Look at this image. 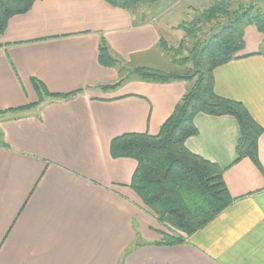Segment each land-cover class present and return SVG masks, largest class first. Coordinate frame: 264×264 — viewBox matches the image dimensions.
Returning a JSON list of instances; mask_svg holds the SVG:
<instances>
[{
    "label": "crops",
    "instance_id": "0c3cea01",
    "mask_svg": "<svg viewBox=\"0 0 264 264\" xmlns=\"http://www.w3.org/2000/svg\"><path fill=\"white\" fill-rule=\"evenodd\" d=\"M166 1L133 13L103 0H39L7 23L0 35V264H264V131L261 173L248 159L235 161V119L194 117L197 135L185 148L223 169L233 202L171 247L154 246L162 227L129 188L136 163L109 155L111 140L123 134L156 135L191 87L129 76L101 89L127 70L172 67L159 47L180 39L169 32L178 21L168 7L157 8ZM171 1L177 14L191 8L192 0ZM102 40L114 67L99 63ZM243 40L238 58L213 71V90L241 103L264 130V34L248 26ZM32 79L48 94L72 96H44L36 105Z\"/></svg>",
    "mask_w": 264,
    "mask_h": 264
},
{
    "label": "trees",
    "instance_id": "16d2710c",
    "mask_svg": "<svg viewBox=\"0 0 264 264\" xmlns=\"http://www.w3.org/2000/svg\"><path fill=\"white\" fill-rule=\"evenodd\" d=\"M36 1L39 0H0V35L4 33L11 18L27 13ZM103 1L114 8L132 12L140 6L152 5L160 0ZM260 3L261 6L236 4L235 7L230 0H221L198 14L190 24L194 36L198 34L196 28L200 25H210L220 20L225 23L206 42H202L199 47L195 45L182 61L170 58L172 63L180 61L182 64H190L187 74L136 68L127 70L124 78L116 84L101 88L115 89L129 76L151 83H191L190 89L156 135L123 134L112 139L109 145L111 159H130L136 163L129 188L156 222L174 234H162L163 239L156 242L155 246L171 247L184 243L187 237L205 227L233 202L223 181V169L185 148V141L197 135L193 125L196 115L229 116L235 119L239 128L235 161L248 159L263 173L258 161L257 143L264 130L241 103L218 97L213 90L215 68L237 59V55L243 50L244 29L252 26L264 34V0H260ZM159 47L166 51L163 41L159 42ZM99 63L104 67H114L118 63L110 56L103 40L99 47ZM120 72L123 73V69ZM31 83L39 97L36 105H39L44 96H72L48 94L37 80L32 79ZM31 107L33 106H27L28 109ZM0 147H5L1 140ZM137 236L135 245L139 239Z\"/></svg>",
    "mask_w": 264,
    "mask_h": 264
},
{
    "label": "rangeland",
    "instance_id": "374dc122",
    "mask_svg": "<svg viewBox=\"0 0 264 264\" xmlns=\"http://www.w3.org/2000/svg\"><path fill=\"white\" fill-rule=\"evenodd\" d=\"M221 1V0H192L188 4L191 5V8L182 7L178 9L177 12H173L170 10L172 7L171 0H167L166 4L159 5L157 7L158 9H164L165 6L168 7V11H170L168 14V17H171L174 19V21H178L177 26H171L169 29V32L172 34L179 35V40H173L171 39L170 42L172 43V47L177 48V50L174 49V51H170L171 48L166 47V51H163L165 55L169 56V58H175V59H181L185 58V56L188 55L189 51L196 45V47H199L202 42H206L208 38H210L212 35L216 34L222 24L225 22L223 20L217 21L216 23L210 24V25H200L196 29L198 30V34L194 36L192 34L193 29L190 28V24L194 22V19L198 14H201L204 10H206L209 6H211L214 2ZM194 2V3H193ZM232 4H240L242 6H249L251 5H262L260 3V0H230ZM209 5V6H208ZM158 6V5H157ZM138 8L132 10V12H136ZM166 13V14H167ZM164 14V16L166 15ZM137 15V14H136ZM175 31V32H174ZM189 32V33H187ZM167 46V45H166ZM178 61L177 63H172V67L165 73H175L178 75H185L187 74L188 69L191 68V65L186 63L182 64ZM124 74H127L126 72ZM162 227L160 235V240L163 239L162 234H168L172 235L173 233L170 232L167 228L160 225ZM166 232V233H165ZM174 235V234H173ZM139 238V237H138ZM185 242V241H184ZM155 246V245H154Z\"/></svg>",
    "mask_w": 264,
    "mask_h": 264
}]
</instances>
